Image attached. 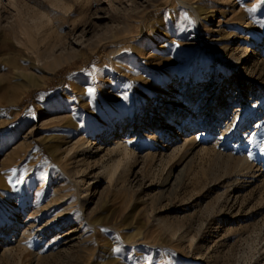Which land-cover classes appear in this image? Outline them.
Returning <instances> with one entry per match:
<instances>
[{"label":"rangeland","instance_id":"obj_1","mask_svg":"<svg viewBox=\"0 0 264 264\" xmlns=\"http://www.w3.org/2000/svg\"><path fill=\"white\" fill-rule=\"evenodd\" d=\"M0 264H264V0H0Z\"/></svg>","mask_w":264,"mask_h":264},{"label":"bare ground","instance_id":"obj_2","mask_svg":"<svg viewBox=\"0 0 264 264\" xmlns=\"http://www.w3.org/2000/svg\"><path fill=\"white\" fill-rule=\"evenodd\" d=\"M213 18H210L209 19V21L210 20H212ZM78 20V19H77ZM74 22V21H73ZM211 22V21H210ZM75 24H74V26H70L71 28H72V33H74V31H76V30H78V29H81V31L82 30H85L86 29V26H88V24L86 23V22H81V19H80V22H78V24L76 25V22H74ZM209 23V22H208ZM69 24V23H68ZM73 24V23H72ZM90 25V24H89ZM69 32V31H68ZM67 32V33H68ZM71 32V31H70ZM50 34H51V32H50ZM63 39V38H62ZM63 42V41H62ZM55 45V44H54ZM59 45V44H58ZM35 51V50H34ZM37 54V53H36ZM41 55H43V53H41ZM37 57H39L38 55H37ZM39 59H40V57H39ZM237 59V58H236ZM235 59V60H236ZM236 61H238V60H236ZM222 96V95H221ZM182 99V98H181ZM217 104V103H216ZM181 108V107H180ZM220 116V115H219ZM203 121V120H202ZM172 125V124H171ZM154 128V127H153ZM165 132V131H164ZM155 134H156V132H149L148 133V135H146L145 133H143V134H141V136H147V138H144V139H147L150 143H153L152 141H154V139H155ZM116 137V135L115 134H113V135H111L110 137H109V139H112V138H115ZM157 137V136H156ZM129 141L130 140H127L126 141V143L125 144H123V143H118L117 144V148L119 149V151H123L125 154H128V151H127V144L129 143ZM145 142V141H144ZM157 143V142H156ZM155 148V147H154ZM175 178V177H174ZM171 179H172V175H171V173L169 172L168 173V176H167V178L165 179V181H164V185H167V184H171L170 183V181H171ZM37 228V227H36Z\"/></svg>","mask_w":264,"mask_h":264},{"label":"snow or ice","instance_id":"obj_3","mask_svg":"<svg viewBox=\"0 0 264 264\" xmlns=\"http://www.w3.org/2000/svg\"><path fill=\"white\" fill-rule=\"evenodd\" d=\"M185 18L187 19V14L186 13H185ZM88 91L91 93L93 90L92 89H89Z\"/></svg>","mask_w":264,"mask_h":264}]
</instances>
